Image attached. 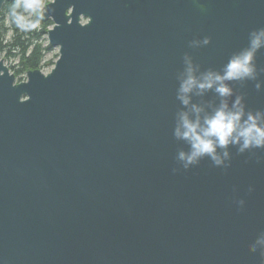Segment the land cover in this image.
I'll return each instance as SVG.
<instances>
[{
    "label": "water",
    "instance_id": "water-1",
    "mask_svg": "<svg viewBox=\"0 0 264 264\" xmlns=\"http://www.w3.org/2000/svg\"><path fill=\"white\" fill-rule=\"evenodd\" d=\"M37 19L51 72L17 83L0 56V264H264V146L187 163L176 135L237 99L264 124V43L230 95L180 98L189 66L222 75L249 49L264 0H53Z\"/></svg>",
    "mask_w": 264,
    "mask_h": 264
},
{
    "label": "clouds",
    "instance_id": "clouds-1",
    "mask_svg": "<svg viewBox=\"0 0 264 264\" xmlns=\"http://www.w3.org/2000/svg\"><path fill=\"white\" fill-rule=\"evenodd\" d=\"M21 7L30 16L40 17L43 15V0H23L22 5L16 3L12 8V15L21 29L36 28L39 19L31 20L23 14H18L16 9ZM262 43H264V30L254 34L249 49L231 59L222 75L208 72L201 78H197L193 75L192 67L189 66L187 78L184 79L180 88V98L183 103H189L186 94L194 88L203 91L215 86L216 92L222 97L230 95L231 89L224 81L253 76L255 69L252 61L256 50ZM195 111L199 113L200 109L196 108ZM243 116L244 109L239 99L232 110H229L226 103H222L213 114L204 118L203 124L199 117L193 121L187 113L182 114L176 135L188 140L192 150L190 154L181 152L180 158L186 159L187 163H192L198 157L210 155L219 164L221 161L216 153L217 147H226L229 143H238L241 140L243 141L241 151L250 146H264V124L259 122L260 117L251 113L247 115V119H242Z\"/></svg>",
    "mask_w": 264,
    "mask_h": 264
},
{
    "label": "trees",
    "instance_id": "trees-1",
    "mask_svg": "<svg viewBox=\"0 0 264 264\" xmlns=\"http://www.w3.org/2000/svg\"><path fill=\"white\" fill-rule=\"evenodd\" d=\"M47 0H43L46 5ZM23 4V0L5 1L0 11V53L6 52L7 57L17 59V63L9 69L13 71L15 77L27 74L30 70L43 69L48 64L45 62V54L53 46L46 45L48 30L53 25L49 19L39 22L36 28L21 29L12 15L13 5ZM18 14H23L31 20H36L37 16H30L24 9H16ZM10 24V27H8ZM11 30L12 37L7 41V31Z\"/></svg>",
    "mask_w": 264,
    "mask_h": 264
},
{
    "label": "rangeland",
    "instance_id": "rangeland-1",
    "mask_svg": "<svg viewBox=\"0 0 264 264\" xmlns=\"http://www.w3.org/2000/svg\"><path fill=\"white\" fill-rule=\"evenodd\" d=\"M51 1H53V0H47L46 2V5L49 3V2H51ZM46 5H44V8H45V6ZM44 10V9H43ZM48 21V20H47ZM82 21L83 22H86V19H84V18H82ZM7 25H8V27H10V24H8L7 23ZM53 26V25H52ZM51 26V27H52ZM50 27V28H51ZM7 41H9L10 40V38L12 37V35H11V30H8L7 31ZM46 45H48V41L45 43ZM0 56H1V58H3L4 59V61H5V65L8 67V68H10L11 66H14L16 63H17V59H15V58H11V57H7L6 56V52H3V53H0ZM59 48L58 47H52V49H50V51H48L46 54H45V62L48 64L46 67H44L43 69H42V71L44 72V73H49L50 71H51V69L53 68V66H54V64H55V62L58 60V58H59ZM10 71H11V73H13V71L10 69ZM14 74V73H13ZM15 75V74H14ZM15 79H16V81H17V83L20 81H25L26 80V74H22V75H20V76H18V77H15Z\"/></svg>",
    "mask_w": 264,
    "mask_h": 264
},
{
    "label": "bare ground",
    "instance_id": "bare-ground-1",
    "mask_svg": "<svg viewBox=\"0 0 264 264\" xmlns=\"http://www.w3.org/2000/svg\"><path fill=\"white\" fill-rule=\"evenodd\" d=\"M51 20V19H50ZM52 21V20H51ZM81 21H82V19H81ZM53 25H54V22H53ZM47 38V41H48V45H49V40H48V36L46 37ZM51 46H53V45H51ZM54 47V46H53ZM5 62V61H4ZM20 82V81H19ZM22 82V81H21Z\"/></svg>",
    "mask_w": 264,
    "mask_h": 264
}]
</instances>
